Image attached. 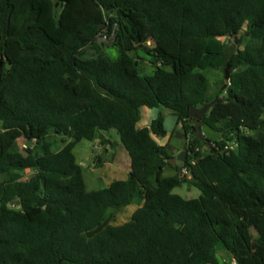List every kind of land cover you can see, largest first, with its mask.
Segmentation results:
<instances>
[{
	"label": "trees",
	"instance_id": "trees-1",
	"mask_svg": "<svg viewBox=\"0 0 264 264\" xmlns=\"http://www.w3.org/2000/svg\"><path fill=\"white\" fill-rule=\"evenodd\" d=\"M227 65L207 95L204 73ZM215 97L199 140L189 111ZM142 108L175 116L182 175L154 138L163 116L139 128ZM111 130L127 178L88 191L73 148ZM0 178V264H264V0H0ZM184 183L200 195L172 193Z\"/></svg>",
	"mask_w": 264,
	"mask_h": 264
},
{
	"label": "rangeland",
	"instance_id": "rangeland-1",
	"mask_svg": "<svg viewBox=\"0 0 264 264\" xmlns=\"http://www.w3.org/2000/svg\"><path fill=\"white\" fill-rule=\"evenodd\" d=\"M237 43L234 44L235 46H240L245 41V38L243 36H236ZM233 38L225 37L223 38L224 42H229V44L232 43ZM97 45L101 49L102 53L108 55L110 58H115L117 56V50L111 46L109 41H105L103 36H99L96 40ZM141 43H146V45H149L150 42L147 38L141 39ZM139 55L143 59H138L139 61V73L141 75H147L150 74L152 71V66L148 64L145 56L142 54V52L139 53ZM206 78L208 79V89H207V95L212 96L215 95L218 91H220V82L223 76V72L221 70H209L204 73ZM161 114L163 116V126L166 131L165 137H154L158 144L164 145L165 143H170L172 146L173 152L177 155L179 151L183 147V141L182 136L179 133L172 134V131H174L175 126V116L172 115V112L165 108H142L141 109V118L138 122L139 126H145L150 122L151 119H154L158 116V114ZM205 136L212 138L216 136L214 132H212L210 129L203 127L202 128ZM105 135H109L110 139L112 141V145L108 147L107 149L100 148L97 151V154H99L100 158L103 161H108L110 154H113V161L110 163H105L102 166L96 165L94 166L91 162L93 160V152L95 153V150L93 149L94 144L97 142L98 138L94 139L93 141H86L82 140L78 142L75 147L73 148V153L76 159V163L81 166L83 171V177L85 180V186L86 190H97L102 189L106 187L110 182L114 180H123L121 175H118V177H110L111 169L115 167H120L123 169L124 166L129 164V158L128 155L121 145L118 135L114 130H111L109 132H102ZM58 140V139H57ZM184 140V139H183ZM62 144L58 140L57 146L60 147ZM99 147V146H98ZM206 150L204 148L200 149V153H205ZM175 155V156H176ZM174 156V157H175ZM110 168V169H109ZM175 173L173 169H170L169 167L164 168L162 177H169L172 176ZM183 174V171L181 172ZM31 175L30 171H26L23 174L24 178H27ZM126 178V176L124 177ZM2 178H0V181ZM172 193L179 195L183 199H192L197 198L200 195V191L193 187L189 186L188 184L184 183L180 187H177L172 190ZM137 202L124 207L120 211H118L116 214H114L111 224L112 225H121L127 221L130 220L132 214L134 211L138 208ZM252 238H257L260 236L254 229H249L248 233ZM264 251V248H263ZM224 254V253H223ZM226 255V256H225ZM224 260L227 264H230L232 261L229 258V256L225 253Z\"/></svg>",
	"mask_w": 264,
	"mask_h": 264
},
{
	"label": "water",
	"instance_id": "water-1",
	"mask_svg": "<svg viewBox=\"0 0 264 264\" xmlns=\"http://www.w3.org/2000/svg\"><path fill=\"white\" fill-rule=\"evenodd\" d=\"M55 6H57V4ZM234 43L236 44L237 40H234ZM228 69L229 68L227 65L224 69V75H223V79L225 81H228V79H229ZM217 100H218V97H215L214 100H212L209 103L203 104L200 108L193 107L189 111V116L193 120L197 139H199V140L204 139L202 137V132L200 129V124H201L200 119L202 116H204L207 113V111L212 107V105L217 102ZM184 159H185V151H180L175 157L171 158L169 161L171 164H175L179 167V174L180 175H182V173H181L182 171H181L180 167H181ZM110 219H111V216H109L103 223H101L95 229L87 231L85 233L86 238H92L94 235L98 234L109 223ZM216 257L218 259V264H223V261L221 260L219 255H217Z\"/></svg>",
	"mask_w": 264,
	"mask_h": 264
},
{
	"label": "crops",
	"instance_id": "crops-1",
	"mask_svg": "<svg viewBox=\"0 0 264 264\" xmlns=\"http://www.w3.org/2000/svg\"><path fill=\"white\" fill-rule=\"evenodd\" d=\"M151 120H153V119H151ZM151 120H150V122H151ZM150 122L148 123V124H146L145 126L143 125V126H139L138 125V127L139 128H142V127H148L149 126V124H150ZM99 139L97 140V142L94 144V146H93V149L92 150H95V153L93 152V160H91V162H92V164L94 165V166H96V165H98L97 164V160H95L97 157H99L100 158V156H99V154H97V151L100 149V148H103L104 150L105 149H107L108 147H110L111 145H112V141H111V139H110V136L109 135H105L104 133H100L99 134ZM182 141H183V139H182ZM100 142H106L105 143V145L104 146H101L100 145ZM183 143V142H182ZM99 146V147H98ZM112 157V161H113V156H112V154H110V157H109V159ZM101 159V158H100ZM108 159V161H104L103 162V164H105V163H110V160ZM102 160V159H101ZM103 161V160H102ZM102 164V165H103ZM101 165V166H102ZM110 169V168H109ZM128 171H129V164L128 165H126V166H124L123 167V169L122 168H120V167H115V168H113V169H111V172H110V177H118V175H121V177H122V179L123 180H125L126 178H127V175H128ZM126 176V178H124ZM111 183V182H110ZM109 183V184H110ZM108 184V185H109ZM225 261V260H224Z\"/></svg>",
	"mask_w": 264,
	"mask_h": 264
},
{
	"label": "built area",
	"instance_id": "built-area-1",
	"mask_svg": "<svg viewBox=\"0 0 264 264\" xmlns=\"http://www.w3.org/2000/svg\"><path fill=\"white\" fill-rule=\"evenodd\" d=\"M103 38H104L105 41H107L105 36H103ZM230 264H235V262L232 261Z\"/></svg>",
	"mask_w": 264,
	"mask_h": 264
}]
</instances>
